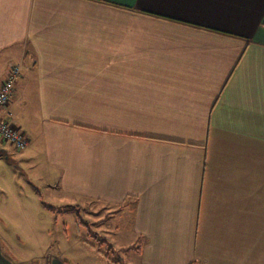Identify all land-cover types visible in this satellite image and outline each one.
Returning <instances> with one entry per match:
<instances>
[{
  "label": "crops",
  "instance_id": "crops-1",
  "mask_svg": "<svg viewBox=\"0 0 264 264\" xmlns=\"http://www.w3.org/2000/svg\"><path fill=\"white\" fill-rule=\"evenodd\" d=\"M11 64L45 209L115 206L125 264H264V0H0Z\"/></svg>",
  "mask_w": 264,
  "mask_h": 264
},
{
  "label": "rangeland",
  "instance_id": "rangeland-1",
  "mask_svg": "<svg viewBox=\"0 0 264 264\" xmlns=\"http://www.w3.org/2000/svg\"><path fill=\"white\" fill-rule=\"evenodd\" d=\"M28 102L35 103L32 98ZM33 111H30V116L26 113V121L21 122L15 114L9 119L23 133L29 134V127L36 118ZM5 145L9 144L0 141V153ZM29 172L31 170L18 160L0 156V245L10 259L24 264H44L48 256H58L69 264H117L115 262L119 258L123 263L132 262L133 251L113 249L108 252L104 263L99 262V253L107 252L109 245L101 243L102 239H119L114 228L115 206H107L105 211L92 203L90 211L78 213L80 219L87 223L84 225L77 221L75 211L63 213L45 209V197L31 192L35 189L27 178ZM44 202L48 203L46 199ZM100 216H108L104 225L96 224Z\"/></svg>",
  "mask_w": 264,
  "mask_h": 264
},
{
  "label": "built area",
  "instance_id": "built-area-1",
  "mask_svg": "<svg viewBox=\"0 0 264 264\" xmlns=\"http://www.w3.org/2000/svg\"><path fill=\"white\" fill-rule=\"evenodd\" d=\"M20 68L19 64H11L0 83V109L5 107L11 99L14 84L20 76ZM0 139L16 150L23 149L28 144L26 135L12 123L8 113L5 116H0Z\"/></svg>",
  "mask_w": 264,
  "mask_h": 264
},
{
  "label": "trees",
  "instance_id": "trees-1",
  "mask_svg": "<svg viewBox=\"0 0 264 264\" xmlns=\"http://www.w3.org/2000/svg\"><path fill=\"white\" fill-rule=\"evenodd\" d=\"M47 207L50 208V209H53V210H55L57 212H63V213L64 212L75 211L76 214H77V221L79 223H82L84 225H87V223L85 221H82L80 219V216L78 214V209L79 208L76 205H63V206H59V207L47 206ZM101 243H106V240L102 239ZM111 250H112V246L111 245H108L107 246V249H106L107 252L101 253V254L103 255V257H105L106 259H108V252H110ZM110 262H115V261H110ZM115 263H117V264H125V263L122 262V260L120 258ZM190 264H193V263H190Z\"/></svg>",
  "mask_w": 264,
  "mask_h": 264
}]
</instances>
